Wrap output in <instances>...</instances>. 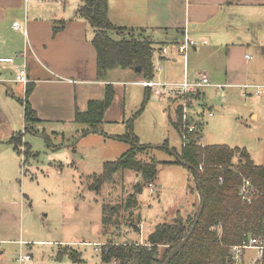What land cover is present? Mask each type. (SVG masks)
<instances>
[{
  "label": "rangeland",
  "instance_id": "374dc122",
  "mask_svg": "<svg viewBox=\"0 0 264 264\" xmlns=\"http://www.w3.org/2000/svg\"><path fill=\"white\" fill-rule=\"evenodd\" d=\"M134 2L135 0H116V4L110 9L111 21L115 25H130L128 21H132L133 17L137 18ZM234 23L238 26L241 36L253 34L246 29L244 19L238 18ZM152 34L156 38L161 36L157 31ZM256 35L262 34L260 32ZM190 36L194 38L192 34ZM156 38L154 39L157 40ZM206 41L209 43L210 40ZM261 42L262 38L257 43L249 42L250 45L243 51L254 56V59L248 62L255 81L264 82V43ZM207 50L205 48L194 55L196 52L190 49L188 65L195 63L200 67V71L211 73L214 64L220 68L225 64L222 57L217 56V60H213ZM8 65L12 64L0 61V71L11 77V80L15 79L9 83L10 88H0V229L5 234H35L43 237L39 238L40 241H51L52 244L36 242L34 261H38V253L42 251L47 257L44 261L48 264L59 261L56 260L59 254L64 258L62 261L72 264H106L102 261L101 252L95 250L96 245L81 242L104 244L110 239L127 238L144 241L160 222H172L178 214L183 222L188 217L195 216L200 206L198 185L189 167L174 161L176 157L172 151L175 148L180 152L182 146L179 131L173 124L177 118L175 109H180L178 98L168 99L152 92L150 100L143 108L145 87L132 82L123 83L125 80L136 78L124 75L119 68L110 77L119 79L122 110L117 113L122 114L125 122L101 124L98 132L87 134L83 129L87 126L74 123H43L26 132L22 102L26 100L25 85L29 80L26 84L17 81L15 66L13 65L15 69L11 70ZM156 65H160L158 60ZM209 90H212L215 109L214 116L209 115V110L205 114L202 142L245 147L255 163L262 164L264 95H245L239 88L230 92L227 88L219 94L214 88ZM198 105L199 103L194 104L190 109L188 121L192 124L200 122L193 112V108ZM139 109L141 113L134 121L133 132L141 144L150 147L139 151L138 159L159 162L158 175L152 183L153 186L149 182L145 183L142 174L137 171L119 170L113 180L104 182L100 188L93 187L94 175L103 172L104 163L119 158L132 147L130 142L111 136L126 133L127 121ZM253 113L259 114V117L254 119ZM15 131L24 133L32 150L25 144L23 136L18 139L21 153L13 150L9 139ZM165 143L172 149H164ZM52 146L59 147L56 154L50 150ZM7 172L10 173L9 181ZM24 194L29 200H26L25 207L22 208L20 201ZM129 194H133L140 204L134 214L136 216L137 212L141 213V231L135 230L137 227L133 226L128 217L122 219L121 223L109 225L105 231L102 224L103 206L125 202ZM23 210L25 211L22 217ZM11 246L13 256L18 253L19 256L21 250H26L17 243ZM68 247L70 249L66 253ZM166 248L167 246L160 247L161 252ZM71 250L78 252L82 263L71 260ZM12 252L7 257H1L0 263L19 264L15 261L16 257H11ZM256 255L255 250H247V262Z\"/></svg>",
  "mask_w": 264,
  "mask_h": 264
},
{
  "label": "crops",
  "instance_id": "0c3cea01",
  "mask_svg": "<svg viewBox=\"0 0 264 264\" xmlns=\"http://www.w3.org/2000/svg\"><path fill=\"white\" fill-rule=\"evenodd\" d=\"M84 2L85 0H66L64 4H61L57 0H0V58H14V62L10 63L12 65H8L11 70L15 68L17 70V66L20 65L27 66L29 82L25 85V89L28 84L32 86L28 102L38 115L37 126L43 123H74L83 125V127L87 126L75 121L76 111L84 112L88 109L91 100L103 99L108 83L114 85L116 97L106 109L102 124L125 122L122 114L117 113L118 110H122L119 79L110 77L119 68L110 69L105 79L98 78L97 51L92 43L94 29L86 18L78 14V9ZM115 4L116 0H110L109 18L112 15L110 9ZM134 9H136L137 18L133 17L132 21H128L130 25L120 23L117 25L129 29H145L146 33L150 31L149 35L154 38L156 37L152 33L157 31L161 34L160 38H156L161 42L159 47L164 45L169 47L168 54L159 60L163 65L162 71L155 77L163 80L166 78L169 81H181L184 78V57L178 52L174 39L180 37L178 40L180 41L182 32L178 33L176 30L184 31L187 27L190 34L198 40V45L193 48L194 53L196 52L194 55L206 48L213 60H217V56L224 60L225 64L221 68L220 66L215 67L214 64L211 73H207L213 83L226 82L224 84L229 83L231 86L220 90L216 86H209V88H214L219 94L227 88L229 92L236 88L244 91L241 87L243 84L264 85V82L255 81V77L251 75L248 61L253 60L254 56L243 51L246 46L250 45L249 42L257 43L262 38L261 43H264V0H144L143 2L135 0ZM238 18L245 20L246 29L253 32L252 35L241 36L238 26L234 23ZM15 22H19L21 27L16 28ZM56 26L59 27L57 32L54 31ZM256 32H261L262 35H256ZM208 39L209 43L206 41ZM120 69L125 73L124 75L136 78L131 81L125 80L123 83L132 82L139 85L135 82L141 77L136 74L135 70ZM188 72L195 77L204 71H200V67L194 63L192 66L188 65ZM14 80L0 71V88H10L9 83ZM206 88L200 92L199 105L193 108L195 118L200 121L198 123L202 124L206 112L209 110V115L214 116L215 109L212 90ZM145 89L146 95L150 89ZM251 94L254 93L250 91L248 95ZM151 95L152 93L149 95V100ZM175 111L177 114L176 109ZM252 117L257 119L259 114L253 113ZM23 118L25 126V108ZM20 132L24 142L29 143L24 133ZM17 133L19 132H13L9 139L15 152L17 150L10 140ZM30 145L29 148L32 150ZM58 149L59 147L52 146L50 150L56 154ZM9 175L10 173L7 172L8 181L10 180ZM26 200L29 199L24 194L20 201L22 208L25 207ZM12 202L17 203L16 200ZM38 236L35 234H5L0 229V260L1 257L10 255L13 250L11 245L17 243L22 249L26 248V250H21L20 254L32 256L27 264H48L44 261L47 257L42 251L38 253V261L33 259L36 242L52 244L51 241H40L39 238L43 237ZM81 243L94 244L95 242L82 241ZM2 244L8 246L3 247ZM65 252L67 253L68 250ZM18 254L13 256L12 252L11 257L18 258ZM16 258L15 261L18 262ZM63 259L59 254L56 259L59 261H52V263L72 264L62 261Z\"/></svg>",
  "mask_w": 264,
  "mask_h": 264
},
{
  "label": "trees",
  "instance_id": "16d2710c",
  "mask_svg": "<svg viewBox=\"0 0 264 264\" xmlns=\"http://www.w3.org/2000/svg\"><path fill=\"white\" fill-rule=\"evenodd\" d=\"M109 5L110 0H85L78 9V14L86 18L94 29L92 43L97 51L98 78L105 79L108 71L114 68H132L141 79L154 78L155 61L162 47H159L161 42L157 43V40L146 33L145 29L136 30L115 25L108 15ZM58 30L59 27L56 26L54 31ZM176 31L182 32L183 35V30ZM179 38L174 39L175 44L179 42ZM31 92L32 86L28 84L26 100L23 101L26 131L33 130L39 123L36 111L28 102ZM150 93L152 90L145 95L143 108L149 101ZM200 94H197L198 99ZM115 97L114 85L108 83L103 99L91 100L88 109L84 112L76 111L75 121L87 125L84 129L85 134L98 132L99 126L104 121L105 111ZM140 113L141 109L127 121L126 133L111 136L130 142L132 147L119 158L104 163L103 172L94 175L93 187L100 188L104 182L113 180L119 170L137 171L142 174L145 183H153L156 180L159 162L138 159V152L150 147L141 144L133 132L134 121ZM181 114V110L177 109V118L174 122L180 136ZM194 124L196 130L188 135L187 142L181 146L180 152L175 148L171 149L190 164L189 169L197 185L201 182L205 202L188 242L170 264H228L231 246L242 243L251 235L264 234V162L255 163L245 147L224 143L204 144L201 139L203 124ZM20 137L22 138L21 132L10 140L19 153H21L18 144ZM25 144L29 146L28 143ZM163 148L171 150L168 143H165ZM174 161L179 162L177 159ZM245 179L251 182L248 198L241 193ZM138 208L140 204L133 194H129L125 202L105 204L102 216L103 229L106 231L109 225L121 223L122 219L128 217L133 222V226L137 227L135 230L140 232L141 213L139 211L136 216L134 214ZM197 213L184 222L178 214L172 222L158 223L144 241L130 238L108 240L101 251L102 261L106 264L114 262L115 264H163L170 251L190 232ZM133 218L135 220H132ZM162 246H167L163 253L160 249ZM71 257L75 262H83L75 250H71ZM258 264H264V255Z\"/></svg>",
  "mask_w": 264,
  "mask_h": 264
},
{
  "label": "built area",
  "instance_id": "2783aa9c",
  "mask_svg": "<svg viewBox=\"0 0 264 264\" xmlns=\"http://www.w3.org/2000/svg\"><path fill=\"white\" fill-rule=\"evenodd\" d=\"M59 3L64 4L66 0H57ZM14 26L16 28H20V23L15 22ZM198 45V41L190 36V31L186 27L184 29L181 40L176 44V48L180 54L184 57L185 63V73L184 78L181 81H169L163 80L158 77L154 78H146L139 79L135 83L144 86L145 88H149L154 92V94L165 97V98H178L180 100V110L182 117V125L181 129V139L182 145L186 144L188 135L196 130V125L190 123L188 120L190 119V109L194 104L199 103V99L197 98V94L200 93L204 88L209 86H216L219 90L225 87L231 86V84L224 83H213L210 75L207 72H200L197 76L192 77L188 72V52L190 49L195 48ZM169 52V47L164 45L161 47L160 52L157 54L158 61L162 56L167 55ZM2 62L13 63V57H2L0 58ZM159 66L156 65L155 62V74L160 73L162 71L163 65L159 61ZM17 81L27 83L28 82V73L27 66L20 65L17 66ZM244 90V94L248 95L250 91L253 93L263 96L264 95V85L259 84H243L241 85ZM221 181H223L221 179ZM151 186L153 184L151 183ZM251 182L249 179L244 180L242 194L245 198H248V194L251 191ZM96 245V250L102 251L103 245L101 243H94ZM247 250H255L257 255L251 261L247 262L246 252ZM264 255V234L260 235H251L247 239H245L242 243L231 246L230 248V260L228 264H258L262 261ZM32 259L30 254H20L17 258L18 262L21 264H27ZM115 264V262L113 263Z\"/></svg>",
  "mask_w": 264,
  "mask_h": 264
},
{
  "label": "water",
  "instance_id": "95a60500",
  "mask_svg": "<svg viewBox=\"0 0 264 264\" xmlns=\"http://www.w3.org/2000/svg\"><path fill=\"white\" fill-rule=\"evenodd\" d=\"M173 151V150H172ZM173 154L175 155L176 159L179 160L180 163L188 166V167H191L190 164H188L185 160H183L180 155L173 151ZM198 192H199V196H200V206H199V209H198V213H197V217L195 219V222L190 230V232L187 234V236L182 240V242H180L178 245H176L169 253L168 257L165 259V261L163 262V264H170L171 260L184 248V246L186 245V243L188 242L191 234L193 233L195 227H196V224L201 216V213L203 211V207H204V196H203V193H202V189H201V182L198 183Z\"/></svg>",
  "mask_w": 264,
  "mask_h": 264
}]
</instances>
